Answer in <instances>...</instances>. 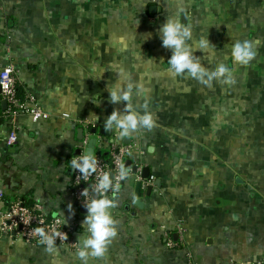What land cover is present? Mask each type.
Instances as JSON below:
<instances>
[{
    "label": "crops",
    "instance_id": "crops-1",
    "mask_svg": "<svg viewBox=\"0 0 264 264\" xmlns=\"http://www.w3.org/2000/svg\"><path fill=\"white\" fill-rule=\"evenodd\" d=\"M177 13L191 25L193 40L207 37L215 48V59L195 51L202 66L212 71L224 63L232 83L204 86L168 74L171 50L157 33ZM236 40L253 45L256 55L247 65L231 59ZM8 65L19 97L46 115L5 116L0 95L5 201L20 195L48 216L74 222L78 246L87 209L72 195V156L85 153L91 138L103 152L113 143L131 147L127 176L109 209L116 235L87 264L264 259V0H0V69ZM120 70L133 88L128 102L113 104L107 88ZM126 103L151 112L152 128L123 138L107 129L105 118ZM11 131L16 140L8 143ZM177 223L184 245L169 248L165 232ZM0 264L84 261L65 245L48 252L0 233Z\"/></svg>",
    "mask_w": 264,
    "mask_h": 264
},
{
    "label": "clouds",
    "instance_id": "clouds-1",
    "mask_svg": "<svg viewBox=\"0 0 264 264\" xmlns=\"http://www.w3.org/2000/svg\"><path fill=\"white\" fill-rule=\"evenodd\" d=\"M157 34L162 46L171 50V55L167 59L168 74L170 76L175 77L185 74L204 86H210L213 80L224 84L233 82L232 71L224 63H218L212 71L202 66L200 58L194 55L195 51L200 50L210 58L215 59V48L210 44L207 37L193 40L191 25L182 22L178 13L166 16ZM189 41H192V43L189 44ZM255 55L253 45L248 40H236L230 49L232 61L239 65H247ZM120 78L123 80V85ZM127 81V74L120 70L118 81L111 88H107L111 103L129 101L133 85ZM137 87L139 90L140 86ZM104 122L107 129H117L118 136L123 138L140 128H152L154 116L148 111L142 114L138 113L132 109L130 104L126 103L123 111L113 110ZM97 165L98 161L95 155L87 152L71 159L70 164L73 170H79L80 176L84 180L97 172ZM127 173L128 170L121 164L118 174L115 176V184L110 172L99 173L95 184L90 186L91 193H95V195H92L87 187L81 192L84 197L83 205L87 209L82 221L86 234L82 238H78L80 243L77 248V255L84 261V264H87L89 256H103L111 238L116 235L115 220L109 210L114 206V201L109 199L106 193L110 188L113 190L118 189L119 181L123 180ZM68 207L71 209V204ZM36 232L40 236V243L46 245V251L53 252L56 250V239L59 233L48 234L43 228H37ZM61 239H67V236L65 235Z\"/></svg>",
    "mask_w": 264,
    "mask_h": 264
},
{
    "label": "built area",
    "instance_id": "built-area-1",
    "mask_svg": "<svg viewBox=\"0 0 264 264\" xmlns=\"http://www.w3.org/2000/svg\"><path fill=\"white\" fill-rule=\"evenodd\" d=\"M17 81L15 71L11 65L0 69V95L7 103V110L5 116L15 118L19 114H28L33 119L45 117V113L36 104L29 101V98H21L18 94ZM16 140V134L11 131L7 136V142L13 143ZM102 146H94L93 153L97 158V172H94L87 180L80 176L79 170H73L70 166L72 195L77 204L83 205L84 197L81 195L82 190L87 187L90 189L94 185L99 173L108 171L113 176V183H116L115 176L118 174L119 166L124 162L131 152L130 145L112 144L103 152ZM80 155V154H79ZM78 156V155H77ZM77 156H72L71 159ZM125 179V178H124ZM119 181V188L113 190L110 188L106 193L109 199H114L118 196L121 186L124 182ZM152 179L146 180L145 183H151ZM93 195V193H91ZM20 195H15L12 199L5 201L4 194L0 190V202L3 206L0 208V233L9 236L14 240H22L26 244L33 246H44L40 243V236L36 232L37 228H43L46 233H59L56 239V245H65L70 249L77 251V243L73 239L75 223L67 224L60 216H48L43 207L35 202L27 203ZM5 201V202H3ZM67 239H61L63 236ZM165 244L169 248L180 247L184 245L183 227L181 223H177L174 230L165 232ZM219 264H264V259L258 262H228Z\"/></svg>",
    "mask_w": 264,
    "mask_h": 264
},
{
    "label": "water",
    "instance_id": "water-1",
    "mask_svg": "<svg viewBox=\"0 0 264 264\" xmlns=\"http://www.w3.org/2000/svg\"><path fill=\"white\" fill-rule=\"evenodd\" d=\"M92 132H95V130L92 129ZM95 142H96L95 138L89 139V141L87 143V147H86L85 152H87V153H93V149H94V146H95ZM124 165L125 166H129L130 165V162L127 160V161L124 162ZM146 176H147L146 173H144V174L142 173V177H146ZM138 189H139V183L137 184V187H136V190H137L136 197H139V190ZM93 195H95V193H93ZM134 203L140 206V201L138 200V198H135ZM82 207H85V206H82Z\"/></svg>",
    "mask_w": 264,
    "mask_h": 264
},
{
    "label": "trees",
    "instance_id": "trees-1",
    "mask_svg": "<svg viewBox=\"0 0 264 264\" xmlns=\"http://www.w3.org/2000/svg\"><path fill=\"white\" fill-rule=\"evenodd\" d=\"M25 201H26V200H25ZM26 202H27V203H30V202H32V201H28V200H27Z\"/></svg>",
    "mask_w": 264,
    "mask_h": 264
}]
</instances>
